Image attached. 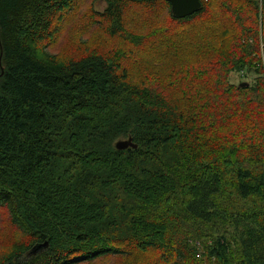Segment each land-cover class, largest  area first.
Listing matches in <instances>:
<instances>
[{"label": "trees", "instance_id": "obj_1", "mask_svg": "<svg viewBox=\"0 0 264 264\" xmlns=\"http://www.w3.org/2000/svg\"><path fill=\"white\" fill-rule=\"evenodd\" d=\"M83 1L0 0V211L28 241L0 264H92L129 248L184 264L199 240L202 264H264V0H200L181 20L167 0L81 15ZM124 3L172 22L128 27ZM70 17L103 23L119 39L98 49L130 67L52 54ZM128 139L136 150L115 149Z\"/></svg>", "mask_w": 264, "mask_h": 264}, {"label": "rangeland", "instance_id": "obj_2", "mask_svg": "<svg viewBox=\"0 0 264 264\" xmlns=\"http://www.w3.org/2000/svg\"><path fill=\"white\" fill-rule=\"evenodd\" d=\"M223 1V0H221ZM233 4V2H231ZM236 4V3H235ZM81 15L87 12L89 8L97 10L102 13L106 9V3L104 0H84L81 3ZM123 11L126 17V24L130 27L131 23L134 24L136 28L142 26L143 15H151L146 12L143 8L137 4L124 3ZM152 17H158L161 20H166L170 16L165 11V9L156 12ZM168 16V17H167ZM59 18V17H58ZM149 19H152L149 17ZM169 21L171 20L168 19ZM172 22V21H170ZM68 26H65V32L60 35L58 40L51 46V53L55 56H59L63 60L76 59L83 57L92 53L105 54L106 56L115 59V62L119 66L130 67V61H125L127 54L123 51L116 49L117 47H109L108 51L101 52L100 48L103 42H110L111 39L105 34L103 23H97L86 30H81L78 28L77 21L71 22V17L69 18ZM123 59V60H122ZM243 77V78H242ZM232 75L231 80L233 83L238 84L243 82L249 85L251 83V78L247 79L245 76ZM203 241H197L194 245V251H188L190 254L184 264H202L206 262V245ZM28 241L22 238L19 233L11 226L8 215L6 211H0V253L16 247L18 245L25 246ZM129 253L123 256L117 257H107L92 264H177L173 256H169L168 259H164L159 251L151 250L148 252H139L134 248L128 249Z\"/></svg>", "mask_w": 264, "mask_h": 264}, {"label": "water", "instance_id": "obj_3", "mask_svg": "<svg viewBox=\"0 0 264 264\" xmlns=\"http://www.w3.org/2000/svg\"><path fill=\"white\" fill-rule=\"evenodd\" d=\"M139 1V0H134ZM170 5L171 15L174 19L181 20L188 18L201 9L200 0H167ZM248 86L246 83H242L241 87ZM137 149V146L134 145L131 139L118 141L115 144V149L118 151H125L127 149ZM47 247V244H42L34 247L31 251V254H36L40 250Z\"/></svg>", "mask_w": 264, "mask_h": 264}]
</instances>
